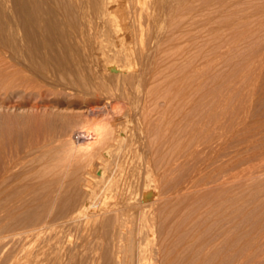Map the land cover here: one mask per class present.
Returning a JSON list of instances; mask_svg holds the SVG:
<instances>
[{"label": "rangeland", "instance_id": "obj_1", "mask_svg": "<svg viewBox=\"0 0 264 264\" xmlns=\"http://www.w3.org/2000/svg\"><path fill=\"white\" fill-rule=\"evenodd\" d=\"M18 1L0 0V7L3 4L0 8V264H113L114 249L105 244L113 222L109 214L102 218L104 222L96 232H80L75 225L64 222L75 208L88 201L95 200L99 209H108L111 202L119 200L113 193L108 194L113 183L135 201L151 192L156 221L148 222L153 223L154 234L147 247L162 242L163 249H167V262L175 264L172 260L180 254L183 258L176 264H184L193 254V264H199L200 244L214 241L216 237L214 242H221L217 246L220 250L211 249L209 253L219 252L217 261L226 258L231 263L235 256H255L264 239L252 234L250 226L264 216V191L261 190L264 166L244 167L241 163L250 155H239L236 151L244 145L252 146L251 151L264 147V0H159L156 17L149 21L151 25L149 22L143 25L145 35L131 38L130 47L135 49L131 50L129 59L134 62L117 63L126 69L129 67V74L120 75L121 80L103 65L90 61L73 45L71 35L77 31L79 22L70 8L57 5L50 16L51 9L44 4L39 35L29 22L31 18L26 20L30 7L25 4L21 9ZM151 2L143 0L140 5L149 6ZM97 118H103L108 127L121 123L125 140L119 151L122 153L117 152L113 158L114 166L103 179L96 177V181L90 176L93 160L72 156L67 145L79 142L82 124ZM253 137L258 146L250 141ZM92 188L93 192L97 189L99 199L89 198ZM222 231L227 233L225 244ZM189 232L195 240L193 248L186 251L183 245L190 242ZM242 245L239 253L238 247ZM263 245L256 255L263 250ZM263 254L258 256L259 261L264 260ZM252 260L250 264L258 261Z\"/></svg>", "mask_w": 264, "mask_h": 264}, {"label": "bare ground", "instance_id": "obj_2", "mask_svg": "<svg viewBox=\"0 0 264 264\" xmlns=\"http://www.w3.org/2000/svg\"><path fill=\"white\" fill-rule=\"evenodd\" d=\"M151 2V0H149ZM227 1V0H226ZM3 2V1H2ZM17 2V1H16ZM19 5L20 8L23 9V6L25 4H28V6L30 7V13H27V19H29V17L31 18V20L29 22H31V26L33 29L36 30V32L38 31L39 35L41 34V26H42V12H43V5L47 4L49 6V8L51 9L49 11V15L52 16L54 11H52L53 9H56L55 6H59V5H66L68 8H70L72 10V14L74 15V17L76 16V18H78V28L77 31L71 35V40L73 41V45H75L77 48H79L82 53L84 52L85 56L90 60V61H94L95 63H97L98 65H103L106 69V71H108L109 73H113L116 74L117 76H125V73H128L129 71H127V69L129 68H125L122 65L117 64L120 61H129V57L131 56V50L135 49L134 45H133V49H131L132 47H130V42L133 39L132 36L133 35H138L140 36V38H142V34H143V25L147 22H149L153 17L155 16V13L157 12V7L159 4V0H152L151 4H149V6H144V5H140L143 3V0H19ZM133 2L135 4H133ZM178 2V1H177ZM203 2V1H202ZM175 3V2H174ZM230 3V2H228ZM161 4V3H160ZM236 4V3H235ZM239 4V3H238ZM136 5H139L137 7V9L135 8ZM170 5V4H169ZM234 5V4H233ZM167 6V4H166ZM213 6V5H212ZM235 6V5H234ZM237 6V5H236ZM240 6V5H239ZM3 7V4L1 5V9ZM169 7V6H168ZM197 7V6H196ZM210 7V6H209ZM214 7V6H213ZM219 7H221L219 5ZM58 8V7H57ZM66 8V9H68ZM163 8V7H162ZM178 8V7H177ZM212 8V7H211ZM239 8V7H238ZM237 8V9H238ZM242 8V7H241ZM20 9V10H21ZM160 8H158L159 10ZM263 9V8H262ZM25 10V9H24ZM62 10V9H61ZM185 10V9H184ZM208 10V9H207ZM226 10H228L226 8ZM59 11V10H57ZM55 11V12H57ZM65 10H63L64 12ZM186 11V10H185ZM216 11V10H215ZM231 11V9L229 10ZM60 12V11H59ZM205 12V11H204ZM211 12V11H210ZM223 12V11H222ZM246 13L248 12L245 11ZM245 12L243 14H245ZM23 13V12H22ZM58 13V12H57ZM213 13V12H212ZM225 13V12H224ZM228 13V12H227ZM236 13V12H235ZM242 13V12H241ZM66 14V13H63ZM182 14V13H180ZM208 14V13H207ZM230 14H234V13H230ZM229 14V15H230ZM249 14V13H248ZM247 14V15H248ZM209 15V14H208ZM225 15V14H224ZM229 15L226 14V17ZM236 15V14H235ZM246 15V14H245ZM257 15V14H256ZM18 16V15H17ZM26 17V15H24ZM23 16V17H24ZM66 16V15H65ZM180 16V15H179ZM251 16V15H250ZM46 17V16H45ZM59 17V16H58ZM67 17V16H66ZM69 17V16H68ZM224 17V16H223ZM247 17V16H246ZM177 18V17H176ZM179 18V17H178ZM233 18V17H232ZM231 18V19H232ZM263 18V17H262ZM51 19V18H50ZM60 19V18H59ZM155 19V18H154ZM188 19V18H187ZM227 19V18H226ZM229 19V18H228ZM53 20V19H52ZM70 20V19H69ZM68 20V21H69ZM190 20V19H189ZM223 20V19H222ZM221 20V21H222ZM49 22V20H48ZM57 22V20H56ZM67 21H64L63 23H65ZM71 22V21H69ZM183 22V21H182ZM191 22V21H190ZM189 22V23H190ZM216 22V21H215ZM230 22V20H229ZM235 22V21H234ZM8 23V22H7ZM20 23V22H19ZM53 23V21L51 22ZM60 23V22H59ZM68 23V22H67ZM77 23V22H76ZM150 23V22H149ZM193 23V22H192ZM223 23V22H222ZM226 23V22H225ZM224 23V24H225ZM70 24V23H69ZM73 24H75L73 22ZM157 24V21H156ZM169 24V23H168ZM179 24V23H178ZM177 24V25H178ZM58 25V23H57ZM148 25H151L148 24ZM191 25V24H189ZM239 25V24H238ZM241 25V24H240ZM180 26V25H179ZM229 25L225 24V27L228 28ZM60 27V26H59ZM69 27V26H68ZM67 27V28H68ZM71 27V25H70ZM69 27V29H70ZM75 27V26H74ZM151 27V26H150ZM175 27V26H174ZM236 27V26H235ZM239 27V26H238ZM237 27V28H238ZM245 27V26H244ZM11 28V27H10ZM9 28V29H10ZM75 28V29H76ZM181 28V27H180ZM190 27H188L189 29ZM241 28H243V25L241 26ZM253 28V26H252ZM8 29V31H9ZM48 29V28H47ZM50 29V28H49ZM72 29V28H71ZM74 29V28H73ZM174 29V28H173ZM249 29V28H247ZM147 30V28H146ZM239 30V29H238ZM244 30V29H242ZM11 31V29H10ZM9 31V32H10ZM72 31V30H71ZM145 31V30H144ZM150 29L148 30V33ZM192 31V30H191ZM234 31V30H233ZM236 31V30H235ZM240 31V30H239ZM257 31V30H256ZM70 31H68L69 33ZM221 32V31H220ZM219 32V33H220ZM238 32V31H237ZM11 33V32H10ZM25 33V32H24ZM67 33V32H66ZM152 33V32H151ZM150 33V34H151ZM180 33V32H179ZM215 33V32H214ZM218 33V34H219ZM240 33L242 34V32L240 31ZM247 33V32H246ZM53 34V33H52ZM71 34V33H70ZM149 34V35H150ZM191 34V32H190ZM240 34V35H241ZM145 35V34H143ZM183 35V34H182ZM148 36V35H147ZM180 36V35H179ZM219 36V35H218ZM221 36V35H220ZM65 37V35L63 36ZM155 37V36H154ZM174 37V36H173ZM178 37V36H177ZM189 37V36H188ZM208 37V36H207ZM210 37V36H209ZM235 37V36H234ZM246 37V36H245ZM38 38V37H37ZM132 38V39H131ZM136 38V37H135ZM149 39V37H147ZM153 38V37H152ZM191 38V37H190ZM189 38V39H190ZM17 39V38H16ZM35 39V38H34ZM146 39V38H145ZM144 39V40H145ZM218 39V38H217ZM226 39V38H224ZM260 39V38H259ZM21 40V39H20ZM69 40V39H68ZM134 40V39H133ZM188 40V39H187ZM228 40V38H227ZM230 40V39H229ZM228 40V41H229ZM238 40V39H237ZM18 41V40H17ZM35 41V40H34ZM161 41V40H160ZM167 41V40H166ZM227 41V42H228ZM233 40H230V42ZM134 42V41H133ZM151 42V41H150ZM157 42V41H156ZM162 42V41H161ZM226 42V43H227ZM229 42V43H230ZM72 43V42H71ZM148 43V42H146ZM153 43V42H152ZM166 43V42H165ZM168 43V42H167ZM228 43V44H229ZM233 43V42H232ZM240 43V42H239ZM161 44V43H160ZM172 44V43H171ZM189 44V43H188ZM192 44V43H191ZM190 44V45H191ZM213 44V43H212ZM219 44H223V43H219ZM50 45V44H49ZM147 45V44H146ZM238 45V44H237ZM33 46V45H32ZM164 46V45H163ZM192 46V45H191ZM196 46V45H195ZM224 46V45H223ZM141 48V46H139ZM144 50H145V46ZM162 47V44H161ZM167 47V46H166ZM175 47L176 44H175ZM211 48V47H209ZM138 49V48H137ZM147 49V47H146ZM233 49V48H231ZM210 50V49H208ZM19 51V50H18ZM72 51V50H71ZM146 51V50H145ZM160 51V50H159ZM211 51V50H210ZM220 51V50H219ZM232 51V50H231ZM37 52V51H36ZM147 52V51H146ZM191 52V51H189ZM209 52V51H208ZM254 52V51H253ZM14 53V52H13ZM163 53V52H162ZM187 53V52H186ZM211 53V52H209ZM151 54V53H150ZM160 54V53H159ZM78 55V54H77ZM137 55V54H135ZM134 56V55H133ZM140 57V54L138 55ZM143 56V55H142ZM188 56V55H187ZM58 57V56H57ZM72 57V56H71ZM193 57V56H192ZM235 57V56H234ZM187 58V57H185ZM261 58V57H260ZM134 59V58H133ZM140 59V58H139ZM132 62V60H130ZM134 62V60H133ZM132 62V63H133ZM240 62V61H239ZM122 63V62H121ZM127 63V62H126ZM141 63V62H140ZM157 64V63H156ZM189 64V63H188ZM88 65V64H87ZM242 65V64H241ZM133 66V65H132ZM215 66V65H214ZM88 67V66H87ZM90 67V65H89ZM94 67L93 65L91 66ZM101 67V66H100ZM216 67V66H215ZM103 68V67H102ZM90 69V68H89ZM88 69V70H89ZM94 69V68H93ZM98 69V68H96ZM101 69V68H100ZM214 69V68H213ZM242 69V68H241ZM104 70V69H102ZM140 70V69H139ZM92 71V70H91ZM184 71V70H183ZM236 71V70H235ZM96 72V71H95ZM94 72V73H95ZM103 72V71H102ZM106 72V73H108ZM35 73V72H34ZM129 74V73H128ZM127 74V77L129 76ZM133 74V73H132ZM141 74V73H140ZM153 74V73H152ZM161 74V73H160ZM176 74V73H175ZM237 74V73H236ZM103 75V74H102ZM105 75V74H104ZM109 75V74H108ZM134 75V74H133ZM164 75V74H163ZM166 75V74H165ZM164 75V76H165ZM191 75V74H190ZM112 76V75H111ZM132 75H130L131 77ZM163 76V77H164ZM108 77V76H107ZM189 77V74H188ZM126 78V77H124ZM135 78V76L133 77V79ZM137 78V77H136ZM174 78V77H173ZM186 78V77H185ZM131 79V78H130ZM129 79V80H130ZM178 79V78H177ZM96 80V79H95ZM120 80H121V76H120ZM142 80V79H141ZM187 80V79H186ZM185 80V81H186ZM131 81V80H130ZM118 82V81H117ZM169 82V81H168ZM242 83V82H241ZM181 84V83H180ZM87 85V84H86ZM90 86V85H89ZM92 86V85H91ZM99 86V85H98ZM169 86L170 83H169ZM183 86V85H182ZM173 88V86H172ZM214 88V87H213ZM112 90V89H111ZM180 91V89H179ZM175 92V91H174ZM178 92V91H176ZM166 94V93H165ZM168 94V93H167ZM181 94V93H180ZM149 95V94H148ZM174 96V95H173ZM243 96V95H242ZM157 97V96H156ZM171 97V94H170ZM214 97V96H213ZM159 98V97H158ZM179 98V97H178ZM157 99V98H156ZM168 99V98H167ZM186 99V98H185ZM174 100V99H173ZM214 100V99H213ZM218 100V99H217ZM155 101V100H154ZM213 102V101H212ZM211 102V103H212ZM213 104V103H212ZM215 104V102H214ZM238 106V105H237ZM104 107V106H103ZM212 107V106H211ZM117 109V108H116ZM228 109V108H227ZM220 110V109H219ZM216 111V110H215ZM192 112V111H191ZM187 113V112H186ZM210 113V110H209ZM190 113L188 112V115ZM205 114V113H204ZM242 114V113H241ZM187 115V114H186ZM192 115V114H191ZM209 115V114H208ZM221 115V114H220ZM202 116V115H201ZM216 116V115H215ZM224 116V115H223ZM244 116V115H243ZM189 117V116H188ZM200 117V116H199ZM69 118V117H68ZM107 118V117H106ZM227 118V117H226ZM103 119V118H102ZM100 120V118L94 119L92 121H85L82 124L81 127V135L80 137H82L81 140H79V142H72V143H67V151L69 152V154H71L72 156H79V157H83V158H87V160L91 159V161L93 160V163H89L90 164V172L92 176V180L97 178L103 179L104 175L107 173V171L114 165L113 163V158L115 156V154L117 152H119L123 146V143L125 140V136H124V132L121 129L122 125L121 123L116 124L113 127H108V125H106L103 120ZM190 119V118H189ZM225 119V118H224ZM234 119V118H233ZM172 120V119H171ZM193 120V117H192ZM228 120V119H227ZM240 120V119H239ZM130 121V120H129ZM201 121V119H200ZM204 122V121H203ZM208 122V121H207ZM211 122V121H210ZM214 122V121H213ZM227 122V121H226ZM82 123V122H81ZM131 123V122H130ZM177 123V122H176ZM179 123V122H178ZM220 123V122H219ZM180 124V123H179ZM200 124V123H199ZM216 124V123H215ZM225 124V123H224ZM233 124V123H232ZM174 125V123H173ZM193 125V124H192ZM203 125V124H202ZM126 126V125H125ZM175 126V125H174ZM191 126V125H190ZM168 127V126H167ZM235 129V128H234ZM157 131V130H156ZM212 131V130H211ZM214 131V129H213ZM175 134V133H174ZM173 134V135H174ZM221 134V133H220ZM262 134V133H261ZM127 135V134H126ZM155 135V134H154ZM172 135V136H173ZM79 137V136H78ZM174 137V136H173ZM221 137V135H220ZM170 138V137H169ZM75 139V138H74ZM254 139V137H253ZM251 139L250 141L253 142V144L257 142V139ZM160 140V139H159ZM168 140V139H167ZM172 140V139H171ZM179 141V139H177ZM245 140V139H244ZM243 140V141H244ZM249 140V139H248ZM264 140V139H263ZM77 141V140H76ZM81 141V142H80ZM128 141V140H127ZM69 142V141H68ZM71 142V140H70ZM123 142V143H122ZM170 142V141H169ZM216 142V141H215ZM176 144V143H175ZM246 144V143H244ZM66 145V144H65ZM165 145V143H164ZM181 145V144H180ZM179 145V146H180ZM243 145V144H242ZM247 145V144H246ZM250 145V144H249ZM261 145V144H260ZM264 145V144H263ZM125 146V145H124ZM127 146V145H126ZM148 146V145H147ZM173 148V145H171ZM176 146V145H175ZM255 146H258L257 144ZM177 147V146H176ZM174 147V148H176ZM241 147V145H240ZM252 147V146H251ZM250 147V148H251ZM126 149V147H124ZM123 148V150H125ZM149 148V147H148ZM152 148V147H151ZM234 148V147H233ZM250 148H248V146L239 148L236 152L239 155L242 154H247L250 155L248 156L247 160H244L243 163H241L242 165H247L246 167H254V168H262L264 166V147H255L253 148V150L251 151ZM170 150V149H169ZM128 151V149L126 150ZM144 151V150H143ZM151 151V149H150ZM155 150H153L152 152H154ZM180 151V150H178ZM33 152V151H32ZM145 152V151H144ZM174 152V151H173ZM227 152V151H226ZM64 153V152H63ZM122 153V152H119ZM157 153V152H156ZM176 153H178L176 151ZM230 153V152H228ZM233 153V152H232ZM235 153V152H234ZM68 154V153H67ZM175 154V153H174ZM236 154V155H237ZM118 155V154H117ZM144 155V153H143ZM172 155V154H171ZM145 156V155H144ZM125 157V156H124ZM129 157V156H128ZM136 157V156H135ZM149 157V155H148ZM164 157V156H163ZM73 158V157H71ZM145 158V157H144ZM153 158V157H152ZM231 157H229L230 159ZM242 158V157H241ZM74 159V158H73ZM78 159V158H77ZM120 159V158H119ZM161 159V158H160ZM80 160V158H79ZM149 160V159H148ZM239 160V159H238ZM78 161V160H77ZM115 161V160H114ZM219 161V160H216ZM228 161V160H227ZM230 161V160H229ZM80 162V161H79ZM123 162V161H121ZM150 162V160H149ZM178 162V161H177ZM81 163H83V161H81ZM169 163V162H168ZM176 163V162H175ZM216 163V162H215ZM224 163V162H221ZM220 163V164H221ZM125 164V163H124ZM213 164V163H212ZM156 165V164H154ZM176 165V164H175ZM224 165V164H222ZM233 165V164H232ZM231 165V167H232ZM92 166V167H91ZM116 166V165H115ZM151 166V165H150ZM166 166V165H165ZM219 166V165H218ZM230 166V165H229ZM241 166V165H240ZM159 167V166H157ZM156 167V168H157ZM162 167V166H161ZM225 167V166H224ZM118 168V167H117ZM169 168V167H167ZM227 168V167H226ZM155 169V168H154ZM158 169V168H157ZM222 169V168H221ZM231 169V168H230ZM243 169V168H242ZM74 170V169H73ZM116 170V169H115ZM119 170V169H118ZM116 170V171H118ZM224 170V169H223ZM247 170V169H246ZM48 171V170H47ZM76 171V170H75ZM79 171V169H78ZM82 171V170H81ZM122 171V169H121ZM125 171V170H124ZM225 171V170H224ZM234 171V170H232ZM65 172V171H64ZM87 172V171H86ZM126 172V171H125ZM71 173V172H70ZM73 173V172H72ZM154 173V172H153ZM259 173V172H258ZM68 174V173H66ZM141 174V173H140ZM161 174V173H160ZM224 174V173H223ZM72 175V174H70ZM68 175V177L70 176ZM87 175V173H86ZM108 175V174H107ZM111 175V174H110ZM134 175V174H133ZM142 175V174H141ZM217 175V174H216ZM222 175V174H221ZM244 175V174H243ZM74 176V175H73ZM79 176V175H78ZM85 176V175H84ZM83 176V177H84ZM136 176V175H135ZM152 176V175H151ZM154 176V175H153ZM205 176V175H204ZM220 176V175H219ZM258 176V174H257ZM12 177V176H11ZM82 177V176H81ZM82 177V179H83ZM121 177V176H120ZM124 177V176H122ZM134 177V176H133ZM141 177V176H140ZM203 177V176H202ZM200 177V178H202ZM72 178V176H71ZM79 178V177H76ZM74 178V180L76 179ZM96 178V181H97ZM205 178V177H203ZM85 179V178H84ZM137 179V178H136ZM141 179V178H140ZM151 179V178H150ZM236 179V178H235ZM73 180V181H74ZM145 180V179H144ZM222 180V179H221ZM227 180V179H226ZM245 180V179H244ZM248 180V179H247ZM76 181V180H75ZM83 181V180H82ZM133 181V180H132ZM260 181V180H259ZM126 182V181H125ZM129 182V181H128ZM137 182V181H136ZM155 182V181H154ZM199 182V181H198ZM255 182V181H254ZM89 183V182H88ZM140 183V182H139ZM152 183V182H151ZM158 183V182H157ZM189 183V182H188ZM197 183V182H196ZM227 183V182H226ZM230 183V182H229ZM261 183V182H260ZM136 184V183H135ZM160 184V183H159ZM204 184V182H203ZM248 184V183H247ZM256 184V182H255ZM258 184V183H257ZM132 185V183H131ZM130 185V186H131ZM192 185V184H191ZM201 185V184H200ZM12 186V185H11ZM90 186V184H89ZM123 186V185H122ZM141 186V185H140ZM148 186V185H147ZM251 188L253 185H250ZM261 186V185H260ZM93 187V186H92ZM134 187V186H133ZM157 187V186H156ZM194 187V186H193ZM90 188V187H89ZM155 188V187H154ZM161 188V186H160ZM228 188V187H227ZM233 188V187H232ZM236 188V187H234ZM87 189V188H86ZM95 189V188H94ZM130 189V188H129ZM198 189V188H197ZM221 189V188H220ZM260 189V188H259ZM89 190V189H88ZM97 190V189H96ZM93 192V188L92 190L89 192L88 196L89 198L95 197L97 195V192ZM104 190V189H103ZM108 194L111 195L113 193V196H117L119 200H115L113 203L111 202V206L108 209L105 210H101L99 209L98 205L93 202H87V203H82L78 208H75V210L73 212H71V214L69 216L66 217L65 219V223L66 224H71V226L75 225V227H77L79 230H81L80 232L83 231H93L96 232L98 230V228H100V226L102 225V218L105 217V215L109 214L110 219H113L112 225L110 227V234H109V238L107 239V243L105 242V244H108L109 247H112L114 249V257H113V264H172L171 262H167L165 260V256L167 254V249H163L164 245L162 242L158 241L157 243H155L154 245L147 247V242L149 241V238L153 236L154 231H153V223H151L149 225L148 222H150V220H155L154 216L155 213L152 210L153 207V203L155 202L153 199V203L150 200V193L149 194H145V196L141 199H139L138 201H135L132 197H130V194H127V192H124L123 190H121L120 186L117 183H113V185L111 186V188L109 189ZM127 190V189H126ZM138 190V189H137ZM227 190V189H226ZM237 190V189H236ZM235 190V191H236ZM242 190V188H241ZM261 190L264 191V183L261 186ZM134 191V190H133ZM178 191V190H177ZM192 191V190H190ZM200 191V190H199ZM248 191V190H247ZM251 191V190H250ZM41 192V191H40ZM63 192V191H62ZM106 192V193H107ZM165 192V191H164ZM204 192V191H203ZM209 192V191H208ZM214 192V191H212ZM218 192V190H217ZM88 193V192H87ZM102 193V191H101ZM135 193V192H134ZM171 193V192H170ZM229 193V192H228ZM237 193V192H236ZM254 193V192H253ZM263 193V192H261ZM98 194H100L98 192ZM133 194V192H132ZM137 194V193H136ZM182 194V193H181ZM189 194V193H188ZM208 194V193H207ZM230 194V193H229ZM251 194V193H249ZM257 194V193H255ZM253 194V195H255ZM139 195V194H138ZM193 195V194H192ZM211 195V194H210ZM209 195V196H210ZM213 195V194H212ZM235 195V194H233ZM248 195V194H246ZM92 196V197H90ZM99 196V195H97ZM96 196V197H97ZM102 196V194H101ZM104 197L108 196V195H103ZM133 196V195H132ZM208 196V197H209ZM232 196V195H231ZM258 197V195H256ZM261 196V194H260ZM112 198V196H110ZM206 197V195H205ZM220 197V196H219ZM229 197V196H228ZM234 197V196H233ZM238 197V196H237ZM236 197V198H237ZM247 197V196H246ZM255 197V196H254ZM264 197V195H263ZM99 199V197H97ZM109 198V196H108ZM158 198V197H157ZM187 198V197H186ZM197 198V197H196ZM199 198V197H198ZM95 199V198H94ZM113 199V198H112ZM111 199V200H112ZM211 199V198H210ZM215 199V198H214ZM234 199V198H233ZM249 199V198H246ZM261 199V198H260ZM27 200V199H26ZM91 200V199H89ZM103 200V199H102ZM110 200V199H109ZM208 200V199H207ZM236 200V199H235ZM1 201V200H0ZM92 201V200H91ZM97 201V200H96ZM99 201V200H98ZM113 201V200H112ZM157 201V200H156ZM202 201V200H200ZM212 201V200H211ZM226 201V200H225ZM241 201V200H240ZM253 201V200H251ZM255 201V200H254ZM253 201V202H254ZM259 201V199H258ZM198 202V201H197ZM237 202V201H236ZM193 203V202H192ZM196 203V202H195ZM226 203V202H225ZM235 203V202H234ZM239 203V202H238ZM259 203H262L261 201ZM202 204V203H200ZM215 204V203H214ZM248 204V203H247ZM252 204V203H251ZM263 204H264V200H263ZM110 205V204H109ZM203 205V204H202ZM220 205V204H219ZM217 205V206H219ZM253 205V204H252ZM255 205V204H254ZM261 205V204H259ZM195 206V205H194ZM198 206V205H197ZM221 206V205H220ZM200 207V205L198 206ZM216 207V206H215ZM214 207V208H215ZM222 207V206H221ZM230 207V206H229ZM252 207V206H250ZM255 207V206H253ZM264 207V206H263ZM42 208V207H41ZM51 208V207H50ZM175 208V207H174ZM210 208V207H209ZM244 208V207H243ZM260 208V207H259ZM258 208V209H259ZM154 209V208H153ZM185 209V208H184ZM251 209H255V208H251ZM250 209V210H251ZM257 209V210H258ZM73 210V209H72ZM182 210V209H181ZM206 210V209H205ZM210 210V209H209ZM208 210V211H209ZM213 210V209H212ZM216 210V209H215ZM218 210V208H217ZM261 210V209H260ZM35 211V208H34ZM219 211V210H218ZM231 211V210H230ZM253 211V210H252ZM36 212V211H35ZM177 212V211H176ZM222 212V211H221ZM220 212V213H221ZM232 212V211H231ZM240 212V211H239ZM250 212V211H249ZM254 212V211H253ZM38 213V211H37ZM198 213V212H197ZM206 213V212H205ZM216 213V212H215ZM214 213V214H215ZM218 213V212H217ZM216 213V214H217ZM223 213V212H222ZM247 213V212H246ZM256 213V212H255ZM188 214V213H187ZM194 214V213H193ZM229 214V213H228ZM227 214V215H228ZM249 214V213H248ZM253 214V213H252ZM257 214V213H256ZM161 215V214H160ZM207 215V214H206ZM213 215V214H212ZM221 215V214H220ZM219 215V216H220ZM35 216V215H34ZM53 216V215H52ZM108 216V215H107ZM169 216V215H168ZM173 216V215H172ZM210 216V215H209ZM208 216V217H209ZM230 216V215H229ZM249 216V215H248ZM247 216V217H248ZM252 216V215H251ZM254 216V215H253ZM252 216V217H253ZM157 217V216H156ZM166 217V216H165ZM191 217V216H190ZM189 217V219H190ZM198 217V216H197ZM221 217V216H220ZM227 217V216H226ZM231 217V216H230ZM257 217V216H256ZM261 217V215H260ZM260 217H258L260 219ZM32 218V217H31ZM107 218V217H105ZM159 218V216H158ZM223 218V217H222ZM221 218V219H222ZM229 218V217H228ZM233 218V217H232ZM8 219V218H7ZM173 219V218H172ZM198 219V218H197ZM205 219V217H204ZM207 219V218H206ZM205 219V220H206ZM218 219V218H217ZM238 219V218H237ZM244 219V218H243ZM248 219V218H247ZM252 219V218H251ZM256 219V218H254ZM33 220V219H32ZM109 220V219H108ZM107 220V221H108ZM171 220V218H170ZM174 220V219H173ZM177 220V219H176ZM192 220V218H191ZM195 220V219H194ZM203 220V219H201ZM210 220V219H209ZM225 220V219H224ZM55 221V220H54ZM112 221V220H110ZM156 221V220H155ZM165 221V220H164ZM197 221V220H196ZM229 221V220H228ZM243 221V220H242ZM244 221H246V219H244ZM253 221H257V220H253ZM104 222V221H103ZM162 222V221H161ZM175 222V221H174ZM172 222V223H174ZM193 222V221H192ZM200 222V221H199ZM198 222V223H199ZM210 222V221H209ZM214 222V221H213ZM212 222V223H213ZM222 222V221H221ZM232 222V221H231ZM241 222V221H240ZM258 222V221H257ZM35 223V222H34ZM106 223V222H105ZM163 223V222H162ZM182 223V222H180ZM179 223V225H180ZM202 223V222H200ZM220 223V222H219ZM218 223V224H219ZM226 222H223V224ZM246 223V222H245ZM164 224V223H163ZM175 224V223H174ZM204 224V223H203ZM217 224V223H216ZM221 224V223H220ZM234 224V223H233ZM232 224V226H233ZM25 225V224H24ZM109 225V224H108ZM165 225V224H164ZM210 225V224H209ZM215 225V223L213 224ZM254 226H250L252 229L251 232H253L252 234H257V236L259 235L260 238L262 237L264 239V216L262 214L261 220L260 222H258L257 224H253ZM104 226V225H103ZM158 226V225H157ZM181 226V225H180ZM179 226V227H180ZM202 226V225H201ZM221 226V225H220ZM246 226V225H245ZM57 227V226H56ZM74 227V226H73ZM105 227V226H104ZM167 227V226H166ZM191 227V226H190ZM216 227V226H214ZM225 228V226H223ZM239 227V226H238ZM243 227V225H242ZM27 228V227H26ZM161 228V227H160ZM165 228V227H164ZM206 228V227H204ZM217 228V227H216ZM247 228V226H246ZM56 229V228H55ZM61 229V227H60ZM106 229V228H105ZM168 229V228H167ZM179 229V228H178ZM213 229V228H212ZM102 230V229H101ZM162 230V229H161ZM170 230V229H169ZM56 231V230H55ZM99 231V230H98ZM165 231V230H164ZM228 231V230H227ZM226 231V232H227ZM231 231V230H230ZM229 231V232H230ZM247 231V230H246ZM79 232V231H78ZM79 232V233H80ZM86 232H84L86 234ZM104 232V230H103ZM102 232V233H103ZM174 232V231H173ZM186 232V231H185ZM212 232V231H211ZM210 232V233H211ZM223 232V236H221L222 241L225 244L224 238H226L225 236H227V233H225V231ZM249 231H247L246 233H248ZM2 233V232H1ZM47 233V232H46ZM180 233V231H179ZM239 233V232H238ZM250 233V232H249ZM248 233V234H249ZM14 234V233H13ZM107 234V233H105ZM168 234V233H167ZM186 234V233H185ZM190 234V232H189ZM218 234V233H217ZM244 234V233H243ZM251 234V233H250ZM249 234V235H250ZM52 235V234H51ZM54 235V233H53ZM91 235V234H90ZM101 235V234H100ZM175 235V234H174ZM182 235V234H181ZM216 235V234H215ZM222 235V234H220ZM220 235H218V237H220ZM231 235V233H230ZM58 236V235H57ZM66 236V235H65ZM77 236V235H76ZM95 236V235H94ZM105 236V235H104ZM184 236V235H183ZM239 236V235H238ZM241 236V235H240ZM52 237V236H51ZM78 237V236H77ZM106 237H108L106 235ZM105 237V238H106ZM176 237V236H175ZM182 237V236H181ZM193 237V238H191ZM230 237V236H229ZM94 238V237H93ZM92 238V239H93ZM184 238V237H183ZM217 238V237H216ZM214 238L213 240L216 241ZM233 238V237H232ZM237 238V237H236ZM247 238V237H245ZM243 238V239H245ZM256 240L257 238L254 237ZM62 239V238H61ZM86 239V238H85ZM156 239V238H155ZM175 239V238H172ZM178 239V237H177ZM185 239V238H184ZM193 239L195 240V237L192 235V232L190 234V242L188 241V243L184 244V248L186 250L190 248H193ZM251 240V236L248 238ZM27 240V239H26ZM60 240V239H59ZM79 240V239H78ZM152 240V239H151ZM159 240V239H158ZM161 240V239H160ZM181 240V239H180ZM219 240V239H218ZM235 240V239H234ZM249 240V241H250ZM260 239H258L259 241ZM54 241V240H53ZM61 241V240H60ZM154 241V240H153ZM172 241V240H171ZM173 241H176L173 240ZM214 241H210V240H206L205 242L201 243L199 246V257H201V261L199 264H211V262L214 261V259L216 260L214 262V264H226L227 262H229V264H248L249 260L251 261L253 258H257L258 256L262 255L264 252V248L263 250H261V252L263 253H259L258 255H256L260 250L261 246L264 244V240L262 241V245L259 246V249L257 250L258 252L254 255L249 254L246 257L243 256H235V258L232 260V262L230 263V260L226 262V258L224 259H218L220 261H217L216 257L218 256L217 251H213L211 253H209V251L211 249H217V246H219L218 244H220L218 242V244H216ZM247 241V240H246ZM7 242V241H6ZM77 242V241H76ZM169 242V241H168ZM179 242V241H177ZM186 242V241H185ZM238 242V241H236ZM235 242V243H236ZM257 242V241H256ZM261 242V241H259ZM58 243V242H56ZM74 243V242H73ZM81 243V242H80ZM100 243V242H99ZM173 243V242H172ZM181 243V242H180ZM179 243V244H180ZM231 243V242H230ZM240 243V242H239ZM248 243V241H247ZM245 242L244 246H247V244ZM250 243V242H249ZM248 243V245H249ZM42 244V243H41ZM40 244V245H41ZM61 244V242H60ZM170 244V243H169ZM177 243L173 244L174 247H176ZM238 244V243H237ZM259 244V243H257ZM7 245V244H6ZM64 245V244H63ZM73 245V244H72ZM229 245V243L227 244ZM252 245V244H251ZM251 245L249 247H251ZM17 246V245H16ZM24 246V245H23ZM68 246V245H67ZM90 246V245H89ZM88 246V247H89ZM107 246V245H106ZM105 246V247H106ZM172 246V245H171ZM179 246V245H178ZM177 246V247H178ZM242 245V247H238V252L241 250L240 248L244 247ZM41 247V246H40ZM62 247V246H61ZM66 247V245H65ZM69 247V246H68ZM87 247V246H86ZM85 247V248H86ZM232 247V246H231ZM264 247V245H263ZM43 248V247H42ZM73 248V246H72ZM108 248V247H107ZM180 248V247H179ZM62 248H60L61 250ZM69 249V248H68ZM75 249V248H74ZM94 249V248H93ZM111 249V248H109ZM178 249V248H177ZM219 249V248H218ZM217 249V250H218ZM245 249V248H244ZM243 249V252H244ZM249 250H251V248H248ZM36 250V249H35ZM73 250V249H72ZM182 250L180 251L183 252V249H179ZM188 250V252H189ZM220 250V249H219ZM248 250V252H249ZM69 251V250H68ZM100 251V250H99ZM187 251V250H186ZM205 251H208L205 253ZM21 252V251H20ZM31 252V251H30ZM43 252V251H42ZM72 252V251H71ZM242 252V253H243ZM246 252V251H245ZM33 252H31L30 254H32ZM113 253V251H112ZM185 253V252H184ZM240 253V252H239ZM25 254V253H24ZM34 254V253H33ZM36 254V253H35ZM74 254V253H73ZM78 254V253H77ZM111 254V252L109 253ZM188 254V253H186ZM228 254V252H227ZM246 254V253H245ZM176 255V254H175ZM183 255V254H182ZM264 255V254H263ZM41 256V255H39ZM105 256V254H104ZM27 257V256H26ZM30 257V256H29ZM32 257V256H31ZM34 257V256H33ZM63 257V256H62ZM185 257V256H184ZM190 259H188L189 261H187L184 264H193V254L191 256ZM263 257V256H262ZM35 258V257H34ZM50 258V257H49ZM104 258V257H103ZM106 258V257H105ZM168 258V257H167ZM171 258V257H170ZM182 256L180 254H177L174 258H173V263H179L182 260ZM27 259V258H25ZM47 259V258H46ZM65 259V258H64ZM69 259V258H67ZM97 259V258H96ZM230 259V258H229ZM232 259V258H231ZM36 260V259H35ZM91 260V259H90ZM187 260V259H185ZM196 261V259H194ZM62 261V260H61ZM93 261V260H92ZM245 261V262H244ZM248 261V262H247ZM253 261V260H252ZM251 261V262H252ZM255 261V260H254ZM258 261L256 262V264H260L258 263ZM261 261V260H260ZM259 261V262H260ZM264 261V260H262ZM261 261V262H262ZM35 261H33L34 263ZM67 262V261H65ZM247 262V263H246ZM249 262V264L251 263ZM14 263V261H13ZM94 263V262H93ZM253 263V262H252ZM255 263V262H254ZM263 263V262H262ZM54 264V263H53ZM56 264V262H55ZM71 264V263H70ZM89 264V263H88ZM213 264V263H212ZM228 264V263H227Z\"/></svg>", "mask_w": 264, "mask_h": 264}]
</instances>
